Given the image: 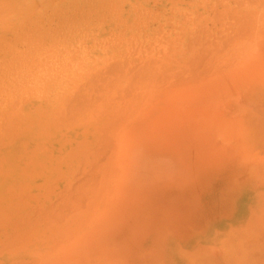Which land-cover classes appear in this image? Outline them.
<instances>
[{
  "label": "rangeland",
  "instance_id": "1",
  "mask_svg": "<svg viewBox=\"0 0 264 264\" xmlns=\"http://www.w3.org/2000/svg\"><path fill=\"white\" fill-rule=\"evenodd\" d=\"M4 1H5V4H4ZM239 1L240 0H72V1L71 0H9L6 3V0H3V2L1 3L2 7L0 6V8H2L0 9L1 10L0 17L2 19V20L0 19L1 21L0 22L1 24L0 25V97L3 94V96L0 98V122L2 124V122H4L5 120H9V124H10V119H12V123L13 122L15 123L14 119H16L17 117H14L15 115L14 116L12 115L16 114L17 112H19V115L22 114L23 117L22 115L21 117H19L18 115V118H21L20 121H22V122L17 121L19 124L22 125L21 127L18 128L20 129V132L17 133L18 135L15 132H13L15 125L18 123L16 124L11 123L13 126L10 124L12 127L11 128L9 127L10 129L6 128L7 130L5 132L3 131L5 130V128H2V125H0V129H1L0 134L5 133V135H7L8 132L12 129V132L15 133L13 135L21 137V134L24 133L26 137L28 138V140H30L32 137L33 140L30 141L29 152L31 153V155H34V157H37V156L41 157V155H43V153L45 152V150H42L43 146L45 149V144L43 143V141H45L44 140L45 135L41 134L40 136V132H41L40 130L42 129L43 132L44 131L46 132L47 126L46 127L44 126L46 122L44 120H47L46 123H48L49 125V122H50L49 120H51L52 118L49 111L51 110V103L53 102L54 98L62 97L65 95L70 96V94L71 96H73L74 94H78L79 90L77 89L79 88H80V92H79L80 94L82 92L81 90L88 89V86L83 85V84L86 83L85 80L89 82L88 80L89 77H90L89 78L90 83H88V85H91L89 87L93 86L92 82L101 81L100 79L102 77L104 78V76L106 77L105 80H108L110 76H111L110 80H112V78L116 80L117 72L121 71L120 69H122V71L125 70L123 69L124 68L123 66H121L123 68L120 67V65L122 64V61L126 59H128L126 61L133 59L132 62L133 64L135 63L134 64L135 66L140 65L141 67H144V68H141L139 66V68L137 69L138 71L135 70V72H132L134 71L135 68H133L134 67L133 64L130 65L131 61L129 62L124 61L126 70H127V67H128V70H130L132 66L133 67L129 71L130 72L129 76L126 75L128 74V70L127 72L125 70L126 74L122 71L120 72L125 75V76L122 75L123 77L120 76L121 75L120 73H118L119 74L118 79L125 78L127 80V78L130 79L131 77H134V76L140 77L143 71L145 72L142 75H144L143 77H145V73L148 71L147 68L151 70L152 68L150 65H152L153 68L156 69L157 67L158 70L155 71V69H152L154 71L152 72L151 70V74L153 76L149 74V78L151 80L153 79L155 80L158 74L161 75V72H162L161 77L164 78L165 80L163 79L162 81V78H160V76L157 77V80H159V78L160 80L159 81L155 80V82L154 80L151 81L148 78L144 80V82L147 84L145 85L142 84L141 87L137 90V93L140 92L139 101L142 102V104H141V108H139V110L137 111L140 114L139 123L135 126V128H133V134L134 135L137 134V136L134 139L133 134H132L134 141H132L130 158H132L133 163L132 165H130V168L126 174L127 177L125 176L126 178H123V176H121V169L118 166H115V163H112V165H114V166H111L113 169L111 167L108 168L110 173L108 170H105L107 173L103 172L104 174H102V172L97 171V168H96V172H98L99 175L101 173L103 176H105L104 179L102 175H100L101 178L98 176L100 178L99 180L100 183L99 181H97L98 183L97 184L98 187H96L97 190L95 191L92 189L93 192L85 191V190H88L86 188L88 186L86 185L90 184V183L86 184L87 183L86 182L85 183L86 189L84 188L85 189L84 190L82 188L83 192L85 191L83 193L80 190H82L81 185H84V183L80 184V188H77L78 187L77 183L80 182V181L79 182L77 181L80 180L81 178L83 181V174L81 173L83 172L85 173L86 169L88 172L89 171L88 169L90 167L87 168L82 165L83 167L81 169V165H80L79 166L80 168L77 167V169H81L82 171L81 172L76 169L74 165L75 162L73 161L72 158L71 160L70 158L65 159L61 163V166L59 167L53 165L47 168L44 165L45 160L43 159H41L40 161L37 160L39 163V165L37 164L38 166L34 165L31 162L33 161L31 157L29 159L30 162L29 160L22 161L24 162L23 165H19L17 164L18 161L11 162L9 160H2V157L0 155V162H1L0 164L1 165L0 194L4 192L2 195H0L2 196V199H3V201L1 202L2 204L0 203V207H1L0 208V221L2 222V224L0 223V227H4V224L5 225L7 223L9 224V222L11 221H12L11 222L12 224H13V221H16V223L14 222V225L11 228L8 226H5L6 228L1 229L3 230L2 232L4 231L6 232L5 234L0 232V234L2 233V236L0 235V244L5 243L3 242L4 240H2L3 237L4 238L6 237L8 239V236L12 235L13 232H15L16 234L19 233L18 235L21 234L20 238L18 237L19 240H17V242H19L20 239L23 238L24 236L22 235V232L26 234V231L24 232L26 228H28V231L30 229L33 230V232L31 230L29 234L27 233L28 236L26 237L27 235L26 234L24 236L25 239L23 238V241H21L20 244L18 245L15 242V239L13 240V237L15 238V235L13 234L11 239L14 242L11 241V243L14 246L11 245L12 247H10V245L7 244L6 242L5 244L8 246V248L5 247V245H3L7 249H3L2 253H1V250H2L1 248L3 247L2 245H0L1 246L0 264H29L32 262L34 264H43L45 263L44 259L46 258L51 261H55V262L56 261L63 262V259H65L67 263V261L69 262L70 259H72V257L79 258L80 259L79 264H118V263H112V262L109 263L108 261L105 260L106 257H103V255H105L104 254L105 250H103V248L95 249L92 247V245L87 247L88 237L93 238V234L97 232L99 229L102 232H106L107 237H110L111 239H113L112 241L120 240V239H123V240H121L119 243H123L126 240L137 241L138 246H137L136 251L138 253V259H137L138 264H169L175 260L180 261L181 264H184V261L185 263L188 262V260H189V264H198V261H196L197 259L199 260L201 259L199 261L201 262V264H202V260L203 262L204 261L206 262L204 264H221V263L226 264L227 260L231 259L230 257H233L232 254H234L235 256V253L237 255L238 251L236 252V249H237L236 248L235 253H231L232 256L228 255V257L229 256L230 257L226 260V262H224L225 261V258H223L224 253L228 254L225 251H228L231 249L233 250V247H234L233 245L236 246V243L241 244L243 242L240 239L242 238V235L243 237H245V239L247 238V236L254 238V236L251 235L252 233L254 234V228H256L252 226L253 224L259 225V226L256 225L258 228L261 226L259 230H262L264 233V228H263L264 226V208H263L264 203H261V204L257 203L256 205V203L250 202L249 199L246 197L247 190L256 188V187L249 185V180L247 178L248 176H250L248 172L249 170L248 168H246V166L242 162L231 159L232 151L227 145V142H225V140H223L221 137V133H223L224 130L227 131L228 129L227 119L223 118V115L221 118L220 116L221 114L217 118L213 115V112H211L212 114H208L207 116L204 115L203 118H201V116L199 115L201 114L199 112L201 107L193 105L189 100L186 99V95L192 94L191 90L194 87L193 85L188 86L189 83H193V81H189V78H187L188 73H190L189 69L191 67L190 66L191 62H188V60L193 59V58L190 59V57L194 56L195 53H197V51L198 53L200 52L199 51L200 47L202 48V45H204L202 44L201 39L204 38L203 40L204 42H207V41L209 42V40L213 38L212 36L213 33L215 35L218 33L217 35L220 36L219 32L221 33L222 32L221 30L225 29V25L227 27L224 32L230 31L228 30L229 27H232L235 20L236 19L238 20V17L240 19L244 14L252 13L254 10H256L254 12L255 14L263 16L264 18V0H261L262 3L260 2L261 3L260 5L258 2L260 0L258 1L251 0L253 4L251 2H248V0H245V1L243 0L244 2L242 3H241L242 0L240 2ZM238 3L243 4V5L241 6ZM6 4H8L7 7L4 6ZM18 6L19 8H16ZM238 6L240 7L238 8ZM3 9L4 11H2ZM6 10H7V14H6ZM11 12H14L15 14L12 15ZM171 12L173 13L171 14ZM217 13L218 14L220 13V15L223 14L224 16H226V18L223 15L220 18L217 17L216 16ZM213 14H216L215 17L217 18V20L215 21H218V22L213 21L214 23L211 24L212 23L211 16ZM232 14H234L237 17H233L234 15L232 16ZM230 16L231 18L229 20ZM215 17L213 18L215 19ZM232 17L236 19L234 20L232 19ZM227 20L230 21L229 22L230 24L229 23L227 24L225 22ZM219 21L222 23V25L220 24ZM133 22L136 24L134 25ZM3 23L4 24L6 23V24L3 25ZM19 23H22V24H19ZM218 25L219 27H217ZM212 26L213 27L215 26L218 30H215L216 29L215 27L214 29H212L213 28ZM178 27L181 29H178ZM182 27H183V30H182ZM187 27L189 29H187ZM191 27L192 29H190ZM198 27H200L199 28L200 30L201 29H211L210 30L211 32L213 30L214 31L213 33H211L209 30H205V31H208V33L210 32L209 37L204 35L205 33L208 34L207 32L203 33V37H202V32L204 31L201 30L202 31L201 32L199 29H198L199 31L197 32L195 31ZM171 31H173L174 34H176V32L178 34L173 35ZM198 32L200 34V38H199V35H197ZM43 34L45 35L44 37H43ZM162 35H164L165 37L164 41H162L163 40ZM181 35H183V37ZM152 36H154V38ZM178 36L182 37L181 40L179 37L180 42L178 41ZM188 36H191L194 39L193 38L191 39V37H188ZM156 37H159V38L156 39ZM187 37L189 39H187ZM206 37L208 40L206 39ZM174 38H177V39H174ZM159 39L160 41H157ZM169 39H171L172 42L175 40L174 42L175 44L173 43V45H172V42L170 41L171 48L169 47L170 45ZM190 39L195 42L197 41V39L199 40L195 44H193V42L191 43ZM148 41H149V44L147 46ZM151 42L153 43V45L152 44L150 45ZM176 42L179 44H176ZM167 43H168V46H167ZM154 44L155 45L159 44L158 46H156V49H158V52L157 50L155 51ZM175 45H178L179 47L176 46V48L174 49L173 47ZM186 45L190 46L188 47L189 50L188 48H186L187 47ZM135 46L137 47V50H136V53L133 54V52H135L134 50L136 49ZM28 47L30 49H28ZM146 47H149L150 51L147 50ZM160 47H162L164 50L161 49L162 51H160L159 49ZM165 47H167V49ZM191 47H192V50H191ZM204 47L205 45L203 46V49H205ZM169 48L171 51L169 50ZM129 49L130 50L132 49V51H127ZM143 50L145 51L143 52ZM146 50L148 51L149 54L147 53ZM167 50H168L167 55H169V57H171L170 55H172L171 53H173L172 55L173 58H176L174 59L175 62L173 61L172 58H170L169 62L167 64H164L165 61L167 62L168 56L165 58ZM163 51H165V53ZM175 51H178V52H175ZM162 52L164 54L160 56ZM182 52H184V55ZM145 53H147L148 55L154 54V56L152 55L153 57L152 56L151 57L153 59L155 57V59L153 60L150 57H146L148 55ZM174 53H176V55ZM123 55L126 56V58ZM127 55H129L130 57L128 58ZM141 55H145V57ZM136 56L138 57L141 56L140 58L142 59V61H145L144 62L145 66H143L144 64H142L143 62H141V59H139L140 61L138 60L139 65L138 64L136 65L137 63L135 59ZM41 58L42 60H40ZM177 58L178 59L182 58V59L177 62L176 61ZM145 59L148 62H146ZM149 59L153 60V62L151 61L153 64L149 63ZM106 60L108 62L109 61L112 62L114 60L112 62L113 64L109 62V65L111 64V66L112 65L113 66L110 67ZM116 60L120 61V63L118 62L116 63V65H114V62H117ZM12 61L14 62L12 63ZM186 61L188 62V64L186 63ZM182 62L184 65L182 66L179 65V64H182ZM106 63H107V67L109 66L111 69L115 66L114 70H117L116 66L117 64L119 65V69L117 72L115 71L116 72L115 75H112L113 72L110 69L109 70L111 72H109V70H107L108 71L107 72L105 71V69H103V68H106ZM126 63H128L129 65ZM147 63L148 65H146ZM104 64H105V67H104ZM161 64L163 67L162 69H164L163 70L164 72L160 68ZM168 64L169 66L171 65L170 66L171 68L167 67L168 68L167 69L166 66H168ZM154 65L156 67H154ZM185 65H189L187 66L189 69H186ZM34 66L35 68H33ZM98 66L100 67L98 68ZM101 66L103 67L102 68L103 70H101V73L99 71V73L101 75L102 72L104 71L103 72L104 75L103 74L101 75L102 77L100 75H97L99 73L96 72L97 73L96 74L94 72L95 70L96 71L100 70ZM129 66L131 67L129 68ZM181 67L182 68L184 67V69H186L187 72L185 70H184L185 72L182 71ZM175 68H177L178 72L179 71L182 72V73L181 72L179 73L182 74L183 76L181 75L179 77L180 78L184 77L183 80L182 78L178 79L179 77L177 76L180 75L178 72H176V75L177 73L178 75L175 76V71L177 70L174 71V76L176 79L173 78L172 70ZM91 69L93 72L91 71ZM140 69L141 70L143 69L142 72H140ZM159 70L161 72H158ZM169 70L171 71V73L168 72ZM131 72L133 74H136L138 72L139 75L138 76L137 74L132 75ZM86 73L89 77H86ZM92 73H95V75L98 77L100 76V79L97 78L98 80L96 79L95 81H93V79H95L96 77L92 79L93 77ZM105 73L107 74L105 75ZM109 73H111L110 76L108 75ZM148 73L150 72L148 71ZM148 73H146L147 76H148ZM89 74L90 75L92 74V77ZM167 74H169L172 77L168 75L166 78L165 75ZM107 75L109 76V78ZM163 75L165 77H163ZM168 77L170 78L168 79ZM103 78L102 80H104ZM131 79L130 81L129 80L127 81L130 83ZM83 80H84V83L81 82ZM30 81L32 83H30ZM160 82H162L164 86H162L163 84ZM78 83H79V86H78ZM76 84L78 88L74 87V85L76 86ZM20 85L22 86L20 87ZM80 86L82 87V89ZM74 88L75 89L77 88V89L74 90ZM163 92L166 93V96H162ZM33 93H36V94H33ZM28 97L29 98L31 97V98L29 99ZM73 97H76L75 98V101H76L77 95ZM163 97L167 101L166 100L164 101L162 99ZM22 98H25L24 100L26 101H24ZM13 100H18L19 102L17 106H16L17 102H14L15 108L11 107L13 105L12 104ZM22 100L24 101V103ZM179 100L181 101L180 108H182V110H181V115L176 116L175 110L179 111V108H176V106H179V105L176 103H178ZM21 102L23 104H21ZM9 108L12 109V111L10 109L11 115L9 114L10 116H12L11 118L10 116H7L8 115L7 112H9ZM42 111L44 114L41 113ZM165 113L167 114V116ZM39 114L40 115L42 114L43 116H40ZM4 115H6L5 117L7 119L4 118ZM24 118H26V120H23ZM183 120L186 125L184 124ZM224 122L226 123L225 128H223V126L225 125ZM25 125H27L28 127H25ZM22 127L23 129L28 128V130L30 131H28L27 129L23 130ZM21 130H22V133H21ZM35 146L37 147L34 148ZM37 148L39 149L37 150ZM34 149H36V151ZM92 160L94 161L95 159H92ZM98 160H96L95 163H98L97 162ZM100 161L101 160H99V162ZM40 163H42V165ZM230 163L233 165V167L232 165H230ZM68 164L71 168L66 166ZM35 166L37 167V169ZM94 166L96 165H92V167ZM53 167L54 168L58 167V168H56L55 170ZM30 168L32 170L30 171L31 174L29 175ZM52 168L54 169V171ZM22 169H23V173L21 171ZM100 170L102 169L100 168ZM38 171H40V173ZM59 171L60 172L62 171L61 174L64 176V179H61L60 181L59 179L61 176L59 175L61 174L60 173L57 174V172ZM4 172H6V174ZM70 172L71 173L80 172V175H78V173L77 175L76 174L74 175V173L71 175ZM90 172H92L91 169L87 174L85 173L87 175V178L89 179L92 176V175L90 176L89 174ZM21 173L22 175H20ZM88 174L90 177L88 176ZM23 175L25 176V179H23L24 178ZM35 175H38V176L35 177ZM57 175L59 176V179ZM69 175L71 176V178L73 176H75V178L70 179ZM95 175L97 177L96 173ZM95 175H93L94 178H95ZM29 176L31 180H29ZM65 176L68 178L67 181H66ZM251 176L255 178L256 174L252 173ZM53 178L55 179L57 178L56 183L53 180ZM75 179L77 181H75ZM27 180L30 182H27ZM85 180L86 178L84 179L83 182H85ZM94 180H97V178ZM72 181H74L75 183H73ZM92 181H93V177H92ZM67 182L68 184H65ZM26 183L29 184L28 187H31V188H28ZM47 183L48 185L52 183V187L54 186L52 189L53 193L49 191L48 189L49 186L47 188L44 186ZM71 183H73V185ZM123 183H124V186H123ZM22 184L23 186L25 184L26 185L24 187H21ZM37 184L39 187L37 186ZM75 184L77 185V187ZM71 185L72 186L75 185V187L77 188L75 192H73L74 190L69 191V186ZM103 185H105V187ZM72 186L70 188H72ZM89 186H90L89 190L92 187H94V185L92 187L91 185ZM101 186L104 187V192H105L103 195V198L102 196H100L103 194V191L99 192V189ZM18 187H21L22 190L23 188H26V187L27 189L26 191H21V189H19ZM43 187L47 189V191H49L48 193L51 192V195L50 194L46 195V197L48 196L50 198L51 203L58 201V200H55L56 197L57 198L62 197L63 200H65V198H67L65 197L66 193L68 196L69 194H71L70 195L71 197H72V194L76 195L78 193L77 195L81 196V197L79 196L81 201L79 197L77 198V200L79 199L81 203L77 202V200H76L77 202L76 203L74 202L75 200H73L74 204L76 203L75 205L77 208L81 204H82V207H83V204L84 206L86 205V207L88 205V208L84 207V210H83L82 207L80 206L81 207L80 210L78 208L77 212L74 210L75 212L71 213L73 211L72 209L75 206L72 205L73 203L71 201H69V203H72V204L70 205L68 204L64 206L65 211H66V208H68L67 206L69 207L73 206L72 209L69 210L70 213L68 212L69 213L68 218L67 219L65 218V216L67 215L66 214L67 211L65 213L63 209L57 210L59 212L58 213L59 217L57 215L59 221L60 219H63L65 221H60V222L54 221V219L56 218V216H54L55 215L54 213L53 217L55 218L54 219L52 217L50 218L51 219L50 221L51 224H50V222L46 221L49 216L47 213L49 211V208H48V205L50 203L49 198H47V200L46 199L43 200V197L45 198V196L42 197L40 194L39 195L37 194V192L38 193L43 192V195H44V192L47 193L46 190L43 191ZM5 188L7 189L6 191H9V190L15 191L13 193V196L12 195L10 196L11 198L9 197V195L12 194L11 192H9L10 193L9 194L8 192L6 193L5 191H2ZM102 189L103 188H101V190ZM20 191L23 193L26 192L28 193V195L30 193L31 195L34 194L33 196H35V198L38 196L39 198H37V200H33L31 198L29 199L28 197L27 198L29 200L25 198V201L27 202V204L26 202L23 203L24 202V198H23L22 200L23 205H22L20 202H17V200L19 197H21L20 195H22L23 197V194L21 193L20 195H18L19 197L17 199H16L17 196H14V194L16 195V193L18 192L20 193ZM77 191H80V192H77ZM85 193L86 194L97 193L95 195L96 198H97L98 193H101V194L99 195L100 197L98 196L99 199L98 198L95 199L94 195L91 196L92 194L91 195L88 194L87 196H91V197H88V200H87L84 198L85 197L84 196L83 200L84 201L86 200L84 202L82 200V196L85 195ZM77 195L75 197H77ZM3 197H6V199H4ZM8 197L10 198V201L9 199H7ZM89 198H91L92 201H94V199L98 201L97 202L95 201V203L93 204V202ZM21 199L22 198H20V200ZM52 199L55 201L52 202ZM63 200L59 204L61 205L62 203L67 204L63 202ZM88 201L93 205L87 204L89 203ZM3 202L7 203L5 204V206H9L12 202L13 204L14 202H16L15 203L16 206L15 205L9 206V209L7 207L4 209L3 208L4 206H1V205H4ZM59 204L58 205L56 204L57 208L56 206H54L55 207L54 208L50 205V208L52 207L50 209V212H52L50 213V215L53 214V210L60 209L61 206ZM40 205H41V209L39 208ZM89 205L93 208L91 209ZM249 205L250 206L256 205V207L254 206L255 209L253 210V206L251 208ZM18 206H20L21 209H22V206H24L22 209L23 211L21 210L19 211V212H22L23 216H20V217L18 216L19 214L21 215V213L17 212V209L19 208ZM46 206L48 210L46 208V209H43L42 211V208H45ZM14 207H17V209L14 210ZM36 208L38 211H36ZM27 209H29L28 214H27ZM88 209L92 210V211H89L90 215H88V212H87ZM44 210L46 211V214L48 215L47 219L44 218L46 220H43L42 218V217H45L44 213H42L44 214L43 216L41 213H40L41 215H39V213L38 214L32 213V212L37 213L40 211L45 212ZM10 211L14 212V215ZM85 211L87 214L85 213ZM62 212L66 215L65 216L62 215L63 214ZM7 213L8 214L10 213V215H7ZM17 213L19 214L17 215ZM32 214L35 216L36 220H34V217ZM74 214L76 216L75 218H73ZM26 215L27 216L29 215L27 217V219H29V221H27L28 224L26 225V222H25V225L22 228L21 226L18 227L16 225L17 223L21 224L23 221L27 220L25 219ZM31 215L32 217L30 219ZM86 215L88 216L86 217ZM38 216H42V217L38 218ZM61 216H64V218ZM252 216L253 217L255 216L254 217L255 220L254 218L252 219ZM4 217L5 218L7 217L6 219L8 220V222L3 219ZM17 217L21 218L22 220L24 218L25 220L21 222L20 219L18 220ZM15 218L17 220H15ZM1 219L5 221L4 224ZM39 219L42 222L39 221ZM52 219H53V222H52ZM43 221H45L47 224H50V225H47L45 229H42L43 224H44ZM254 221H257V223ZM56 222H58L59 224H57ZM78 222L80 225H77ZM11 223L9 224V226L11 225ZM14 226H16L17 228H13ZM50 226L51 228H49ZM72 227L73 229L77 228L75 229L74 233H72L73 232ZM12 229L13 230L16 229V230L13 231ZM259 230L258 229L256 230L255 239L258 238V236H260L259 234L262 232ZM60 231L64 233L59 234ZM66 231L68 232L66 233ZM69 231H71V233ZM34 232L35 234L33 235ZM210 232L212 233V235H210L211 234ZM89 233H91V235H89ZM263 233H261V235ZM61 234H64L62 235V238L60 239L57 238L61 236ZM67 234H70V236ZM244 234H246V236H244ZM256 234H258L257 237H256ZM228 235H230L231 237ZM63 237H65L64 240H63ZM249 237H248L249 240L247 239L248 241L252 239ZM54 238H57V240L53 241ZM9 239L5 241H8L10 243ZM245 239L243 238L244 241ZM58 240L60 241L58 242ZM46 243L48 245H45ZM239 244L238 246H240ZM193 248H196V249L193 250ZM240 248L241 250H244L242 244ZM111 251L114 252V253H111L112 255L111 260H113L114 258L124 259L123 253L126 250L123 249L122 246H118V249L116 250L112 249ZM200 251H202V253H200ZM185 252L187 253L185 254ZM216 255L220 258L216 259L217 258ZM262 255L257 253V256H259V258H261ZM185 256H187L188 259ZM221 257L224 260H222ZM94 258L96 260L93 262ZM100 258H102L103 260H101ZM248 259L252 260V258H248ZM235 260L237 261L238 259L236 258L233 259L235 264H237L240 261L239 259L238 262L236 263ZM262 260L261 261L259 260V261L264 263V261ZM244 261L242 260V262L246 264L247 261L245 262ZM229 262L231 264L232 260L231 261L229 260L227 264H229ZM238 264H240V262Z\"/></svg>",
  "mask_w": 264,
  "mask_h": 264
},
{
  "label": "bare ground",
  "instance_id": "2",
  "mask_svg": "<svg viewBox=\"0 0 264 264\" xmlns=\"http://www.w3.org/2000/svg\"><path fill=\"white\" fill-rule=\"evenodd\" d=\"M1 1V0H0ZM7 1H9V0H6V3H7ZM72 1V0H71ZM241 1V0H240ZM239 1V2H240ZM245 1V0H244ZM243 0L241 1V3L242 2H244ZM253 1V0H252ZM251 0L249 1L248 0V2H251L252 4H253V2H252ZM258 1V0H257ZM3 2V0L0 2V6L2 7V5H1V3ZM14 2V1H13ZM37 2V1H36ZM180 2V1H179ZM256 2V1H255ZM259 2V5L262 3V1L260 0V1H258ZM261 2V3H260ZM69 3V2H68ZM257 3V2H256ZM255 3V4H256ZM4 4H5V1H4ZM73 4V3H72ZM128 4V3H127ZM221 4V3H220ZM237 4V3H236ZM238 4H240V3H238ZM249 4V3H248ZM19 5V4H18ZM76 5V4H75ZM112 5V4H111ZM241 6L243 5V4H240ZM251 5V4H250ZM263 5V4H262ZM5 7H7L8 6V4H6V5H4ZM3 6V7H4ZM81 6V5H80ZM249 6V5H248ZM240 6H238V8H239ZM16 8H19V6L18 7H16ZM100 8V7H99ZM236 8V7H235ZM0 9H2V8H0ZM6 9V8H5ZM128 9V8H127ZM214 9V8H213ZM226 9V8H225ZM234 9V8H233ZM255 9V8H254ZM253 9V10H254ZM17 10V9H16ZM223 10V9H222ZM1 11V10H0ZM2 11H4V9L2 10ZM10 11V10H9ZM148 11V10H147ZM217 11V10H216ZM256 10H254L252 13H249V14H244L240 19H239V17H238V20L236 19H234L233 17H237V16H235L234 14H232V19H234L235 20V22L233 23V25H232V27H229V29L228 30H230V31H227V32H224L225 31V29H226V25H225V29H222L221 31V33L219 32V34H220V36H218L217 34L215 35L214 33H213V31L211 32L210 30L211 29H201L202 31H204V32H202L199 28L201 27H198L195 31L197 32V31H201L202 32V37H203V33H205V32H207L208 33V31H205V30H209L211 33H213L214 35H215V37H214V35L212 34V36H213V38L211 39V40H209V42L207 41L208 39H207V37H209V33L208 34H204V35H206L207 37H206V41L207 42H204L203 40H204V38H202L201 39V42H202V44H204L205 45V49H203V46L204 45H202V48L200 47V49H199V53H198V51H197V53H195V55L194 56H192V57H190V59L191 58H193V59H191V60H188V62H191V67H190V69L187 67V66H189V65H185V67H186V69H189L190 70V73H188V77L187 78H189V81H193V83H189L188 84V86L189 85H193L194 87L192 88V90H191V92H192V94H188V95H186V99L187 100H189L193 105H195V106H200L201 107V109L199 110V112L201 113V114H203V115H201V114H199L200 116H201V118H203V116L204 115H208V114H212L211 112H213V115L215 116V117H219V115L221 116V118H222V115H223V118H225V119H227V121H228V124H227V127H228V129H227V131H225L224 130V132L223 133H221V137H222V139L223 140H225V142H227V145L229 146V148L231 149V154H232V156H231V159H233V160H237V161H240V162H242L245 166H246V168H248V172H249V175L250 176H248L247 178H248V180H249V185H251V186H253V187H256V188H254V189H249V190H247V198L249 199V201L250 202H252V203H256V205H257V203H264V18H263V16H260V15H257V14H255L254 12H255ZM40 12V11H39ZM85 12V11H84ZM247 12V11H246ZM5 13V12H4ZM4 13H2V14H4ZM12 13V15L13 14H15L14 12H11ZM10 13V14H11ZM21 13V12H20ZM32 13V12H31ZM75 13V12H74ZM148 13V12H147ZM173 12H171V14H172ZM223 13V12H222ZM232 13H233V11H232ZM257 13H258V11H257ZM6 14H7V10H6ZM28 14V13H27ZM30 14V13H29ZM72 14H73V12H72ZM77 14V13H76ZM149 14V13H148ZM224 14V13H223ZM222 14V15H223ZM8 15H9V13H8ZM7 15V16H8ZM93 15V14H92ZM215 15L216 14H213L211 17H212V23L211 24H213L214 22H218V21H215V20H217V18L215 17ZM220 13L218 14L217 13V17H221L222 15H220ZM3 16V15H2ZM150 16V15H149ZM201 16V15H200ZM224 16V15H223ZM142 17V16H141ZM148 17V16H147ZM146 17V18H147ZM152 17V16H151ZM213 17H215V19L213 18ZM225 18H226V16H224ZM223 17V18H224ZM3 18H5V17H3ZM13 18H14V16H13ZM145 18V19H146ZM156 18H158V17H156ZM189 18V17H188ZM195 18V17H194ZM230 18H231V16L229 17V20H230ZM0 19H1V17H0ZM11 19V18H10ZM10 19H9V21H10ZM83 19V18H82ZM142 19V18H141ZM207 19V18H206ZM210 19V18H209ZM214 19V20H213ZM2 20V19H1ZM37 20V19H36ZM44 20V19H43ZM70 20H71V18H70ZM125 20V19H124ZM136 20V19H135ZM211 20H209V21H211ZM8 21V20H7ZM26 21H28V20H26ZM32 21H33V19H32ZM38 21V20H37ZM119 21H120V19H119ZM121 21H122V19H121ZM146 21V20H145ZM194 21V20H193ZM207 21V20H206ZM205 21V22H206ZM214 21V22H213ZM1 22V21H0ZM6 22V21H5ZM13 22V21H12ZM36 22V21H35ZM135 22V21H134ZM133 22V23H134ZM220 22V21H219ZM227 24L230 22V21H225ZM7 23V22H6ZM5 23V24H6ZM183 23V22H182ZM190 23V22H189ZM226 23H224V24H226ZM231 23V24H232ZM4 23H3V25H5ZM8 24V23H7ZM19 24H22V23H19ZM44 24V23H43ZM123 24V23H122ZM125 24V23H124ZM136 23H134V25H135ZM142 24V23H141ZM210 24V25H211ZM219 24V23H218ZM220 24L222 25V23L220 22ZM219 24V25H220ZM230 24V23H229ZM1 25V24H0ZM87 25V24H86ZM127 25V24H126ZM138 25V24H137ZM161 25V24H160ZM209 25V26H210ZM219 25L217 26V27H219ZM220 25V26H221ZM94 26V25H93ZM129 26V25H128ZM206 26V25H205ZM57 27V26H56ZM87 27V26H86ZM137 27V26H136ZM144 27V26H143ZM213 27V26H212ZM215 27V26H214ZM214 27L212 28V29H214ZM3 28V27H2ZM185 28V27H184ZM203 28V27H202ZM209 28V27H208ZM211 28V27H210ZM216 28V27H215ZM6 29V28H5ZM23 29V28H22ZM39 29V28H38ZM178 29H181V28H179L178 27ZM186 29V28H185ZM187 29H189L188 27H187ZM190 29H192V27L190 28ZM195 29V28H194ZM199 29V30H198ZM221 29V28H220ZM29 30V29H28ZM28 30H27V32H28ZM42 30V29H41ZM168 30V29H167ZM182 30H183V27H182ZM215 30H218L217 28L215 29ZM26 31V30H25ZM138 31V30H137ZM169 31V30H168ZM191 31V30H190ZM18 32V31H17ZM61 32V31H60ZM172 32V34L173 35H176V34H178L177 32H176V34H174V32L173 31H171ZM181 32V31H180ZM182 32H184V31H182ZM193 32V31H192ZM218 32V31H217ZM23 33V32H22ZM39 33V32H38ZM188 33H189V31H188ZM46 34V33H45ZM113 34V33H112ZM144 34V33H143ZM182 34V33H181ZM194 34V33H193ZM24 35V34H23ZM96 35V34H95ZM116 35V34H115ZM197 35H199V38H200V34H199V32H198V34ZM211 35V34H210ZM22 36V35H21ZM33 36V35H32ZM45 35L43 34V37H44ZM163 36V40L162 41H164V35H162ZM161 36V37H162ZM182 37H183V35H181ZM195 36V35H194ZM25 37V36H24ZM36 37V36H35ZM41 37V36H40ZM61 37V36H60ZM65 37V36H64ZM67 37V36H66ZM131 37V36H130ZM135 37V36H134ZM133 37V38H134ZM153 38H154V36H152ZM179 37L180 36H178V41H179ZM182 37H180V40H181V38ZM188 37H191V36H188ZM187 37V39H189ZM198 37V36H197ZM197 37H195V38H197ZM205 37V36H204ZM52 38V37H51ZM114 38V37H113ZM136 38V37H135ZM157 38H159V37H156V39ZM170 38V37H169ZM171 38H173V37H171ZM193 37H191V39H192ZM63 39H65V38H63ZM149 39V38H148ZM174 39H177V38H174ZM190 39V40H191ZM194 39V38H193ZM121 40H122V38H121ZM167 40H168V38H167ZM166 40V41H167ZM199 39H197V41H198ZM45 41V40H44ZM54 41V40H53ZM113 41V40H112ZM111 41V42H112ZM139 41V40H138ZM157 41H160V39L159 40H157ZM172 42V40L171 39H169V42ZM189 41V40H188ZM196 41V42H197ZM30 42H31V40H30ZM118 42H120V41H118ZM133 42V41H132ZM171 42H170V45H169V47L171 48ZM175 42V40L172 42V45H173V43ZM180 42V41H179ZM193 42V44H195L196 42L195 41H192L191 40V43ZM204 42V43H203ZM40 43V42H39ZM139 43V42H138ZM143 43V42H142ZM163 43V42H162ZM188 43V42H187ZM187 43H185V44H187ZM62 44V43H61ZM104 44H106V43H104ZM133 44V43H132ZM148 44H149V41H148V43H147V46H148ZM153 45V43L151 42L150 43V45ZM175 44V43H174ZM176 44H179V43H177L176 42ZM190 44V43H189ZM6 45V44H5ZM41 45H43V44H41ZM59 45V44H58ZM95 45V44H94ZM97 45V44H96ZM159 45V44H158ZM158 45H155L154 44V46H155V51L157 50V52H158V49H156V46H158ZM184 45V44H183ZM196 45H198V44H196ZM60 46V45H59ZM131 46H133V45H131ZM137 46V45H136ZM135 46V47H136ZM161 46V45H160ZM167 46H168V43H167ZM176 46H178V45H175L173 48L175 49L176 48ZM187 47L186 48H188V47H190L189 45H186ZM195 46V45H194ZM199 46H200V44H199ZM7 47H9V46H7ZM46 47V46H45ZM142 47V46H141ZM141 47H140V49H141ZM145 47V46H144ZM150 47V46H149ZM149 47H146L147 48V50H149L150 48ZM163 47V46H162ZM162 47H160L159 49H160V51H162V50H164ZM179 47V46H178ZM196 47V46H195ZM14 48V47H13ZM89 48V47H88ZM130 48V47H129ZM166 49H167V47H165ZM170 48H169V50H170ZM3 49H5V48H3ZM19 49V48H18ZM28 49H30L29 47H28ZM162 49V50H161ZM197 49V48H196ZM13 50V49H12ZM39 50V49H38ZM125 50V49H124ZM136 50H137V47H136V49L134 50L135 52H133V54L134 53H136ZM146 50V51H147ZM182 50V49H181ZM187 50V49H186ZM188 50H189V48H188ZM191 50H192V47H191ZM198 50V49H197ZM23 51V50H22ZM31 51H32V49H31ZM48 51V50H47ZM127 51H132V49L130 50H127ZM145 50H143V52H144ZM150 51V50H149ZM151 51H152V49H151ZM166 51V50H165ZM165 51H163L164 53H165ZM171 51V50H170ZM184 51H185V49H184ZM10 52V51H9ZM29 52V51H28ZM27 52V53H28ZM45 52V51H44ZM140 52V51H139ZM162 52V54L160 55V56H162L164 53ZM175 52H178V51H175ZM11 53V52H10ZM9 53V54H10ZM26 53V54H27ZM31 53V52H30ZM129 53H131V52H129ZM147 53H148V51H147ZM147 53H145V54H147ZM180 53V52H179ZM183 53V55H184V52H182ZM7 54V53H6ZM34 54V53H33ZM70 54V53H69ZM124 54H126V53H124ZM133 54H131V55H133ZM142 54H144V53H142ZM149 54V53H148ZM147 54V55H148ZM168 54V50H167V52H166V56H165V58L168 56L169 57V55H167ZM172 55H173V53H171ZM175 55H176V53H174ZM181 54V53H180ZM13 55V54H12ZM130 55V54H129ZM129 55H127V57L129 58L130 56ZM139 55V54H138ZM154 56V54H151V55H148V56H146V57H150L151 59H153L152 57ZM156 55V54H155ZM172 55H170L171 57H167V62L165 61V63L164 64H167L168 62H169V59L170 58H172L173 59V61L175 62V60L174 59H176V58H173V56ZM75 56V55H74ZM124 56V55H123ZM141 56H144L145 57V55H141ZM140 56V57H141ZM152 56V57H151ZM159 56V57H160ZM44 57V56H43ZM116 57V56H115ZM125 58H126V56H124ZM140 57H138V56H136L135 57V59H136V61H137V63H136V65L138 64L139 65V59H141ZM156 57H158V56H156ZM74 58V57H73ZM58 59V58H57ZM131 59V58H130ZM144 59V58H143ZM154 59H155V57H154ZM153 59V60H154ZM159 59V58H158ZM182 59V58H181ZM181 59H178L177 58V62L179 61V60H181ZM4 60V59H3ZM2 60V61H3ZM10 60V59H9ZM33 60H35V59H33ZM40 60H42V58L40 59ZM108 60V59H107ZM106 60V61H107ZM119 60V59H118ZM118 60H116L117 62H114V65H116V63H120V61H118ZM126 60H128V59H126ZM126 60H124L125 62H129V61H131V63H130V65L131 64H133V62H132V60H129V61H126ZM139 60V61H138ZM146 60V59H145ZM147 60H148V58H147ZM146 60V62H148ZM153 60H150L149 59V63H152L153 62ZM157 60V59H156ZM164 60V59H163ZM166 60V59H165ZM6 61H7V59H6ZM48 61H49V59H48ZM105 61V60H104ZM114 61V60H113ZM112 61V62H113ZM124 61H122V64H124ZM152 61V62H151ZM173 61H171V62H173ZM14 61H12V63H13ZM30 62V61H29ZM36 62H38V61H36ZM40 62V61H39ZM108 62V61H107ZM111 64H113L111 61H109ZM109 62H108V65H109ZM141 62H143L142 64H144V62L145 61H142V59H141ZM185 62V61H184ZM188 62L186 61V63L188 64ZM18 63V62H17ZM47 63V62H46ZM60 63V62H59ZM185 63V64H186ZM37 64V63H36ZM42 64V63H41ZM40 64V65H41ZM69 64V63H68ZM111 64L109 65L110 67H112L111 66ZM120 65V67L121 66H123V67H121V68H123V69H125L126 70V67H125V64L124 65ZM126 64H128V63H126ZM135 64V63H134ZM133 64V68H135L134 69V71H132V72H135V70L136 71H138L137 69L139 68V66H135ZM153 64V63H152ZM173 64V63H172ZM175 64V63H174ZM33 65V64H32ZM39 65V64H38ZM55 65V64H54ZM129 65V64H128ZM146 65H148V63L146 64ZM176 65H177V63H176ZM179 65H184L183 64V62H182V64H179ZM178 65V66H179ZM28 66V65H27ZM36 66V65H35ZM35 66L33 67V68H35ZM59 66V65H58ZM108 66V67H109ZM143 66H145V64L143 65ZM151 66V68L152 69H155V68H153V66L152 65H150ZM171 66V65H170ZM169 66V64H168V66H166V68L167 67H169V68H171ZM49 67V66H48ZM100 66H98V68H99ZM104 67H105V64H104ZM107 67V63H106V68H103L102 66H101V68H100V70H98V68H97V70L98 71H94L95 73L97 72V73H99V71H100V73H101V70H103V69H105V71H107V70H111L113 73H112V75H115L116 74V72L118 71V69H119V65L117 64V66H116V69L117 70H114L115 68V66L111 69L110 67L108 68ZM131 66H129V68H130ZM131 67V68H132ZM137 67V68H136ZM141 67V66H140ZM147 67H149V66H147ZM154 67H156L155 65H154ZM159 67V66H158ZM10 68V67H9ZM58 68V67H57ZM103 68V69H102ZM131 68H130V70H131ZM141 68H144V67H141ZM160 68H161V70L163 71L164 69H162L163 67H162V64H161V66H160ZM165 68V69H166ZM178 68V67H177ZM177 68H175V69H173L172 71V73H173V78H175V76H177L178 75V73L179 72H181V71H179L178 72V70H177ZM18 69V68H17ZM55 69V68H54ZM146 69V68H145ZM144 69V70H145ZM148 69V71L150 72V73H148V71L146 72V73H148V76L146 75V73H145V77H143L144 75H142L145 71H143L142 72V70L140 69V72H142V76L140 75V77H136V76H134V77H131L130 79H131V82L129 83L127 80H129L130 81V79H128L127 78V80L125 79V78H119L118 79V76H119V74L118 73H120L121 71H122V69H120L121 71H118L117 72V78H116V80H114L113 78H112V80H110L111 79V76H110V74L111 73H109L108 75L110 76V78H109V76H108V80H105L106 79V77L104 76V78L101 76L102 74L104 75V71L102 72V74L100 75V73L99 74H97V75H100L104 80H102V78L100 79V76L98 77V76H96L95 75V73H92L93 74V77H92V74L90 75L91 77H92V79L93 78H95V79H93V81H95L97 78H99L101 81H95V82H92V87H89V86H91V85H88V83H90V77L87 75V73H86V77H89L88 78V80H89V82H87V80H85L86 81V83H84V80L83 81H81V82H83L84 84L83 85H87L88 86V89H86V90H81L82 92L79 94V92H80V88L79 89H77L78 87H77V84H76V86L74 85V87H77L76 89L77 90H79V92H78V94H79V96H78V94H74L73 96H75V95H77V100L75 101V98L76 97H73V96H71V94H70V96L69 95H65V96H62V97H55L54 98V100H53V102L51 103V110L49 111V113H50V115L52 116V118H51V120H49L50 122H49V125H48V123H46L47 122V120H44V121H46L45 122V127H46V132L44 131H42V129L40 130L41 132H40V136H41V134H43V135H45V138H44V140L45 141H43V143L45 144V149H44V146L42 147V150H45V152L43 153V152H41V153H43V155H41V157H39V156H37V157H34V155H31V153L29 152V148H30V141H32L33 139H32V137H31V139L30 140H28V138L26 137V135L23 133V134H21V137L20 136H16V135H13V134H17V133H19L20 132V129H18L19 127H21L22 125L21 124H19L17 121H19V122H22V121H20V119L21 118H18V115H19V112H17L16 114H13L12 116H14V117H17L16 119H18V120H16V119H14V117H13V119L15 120V123L14 124H16V123H18V124H16L15 125V128L13 129L14 131L13 132H15V133H13L12 132V129L8 132V134L7 135H5V133H1L0 134V155H1V157H2V160H9V161H11V162H17V164H19V165H23V163L24 162H22V161H26V160H29L30 159V157L33 159V161H31L34 165H39V163H38V161L37 160H41V159H43V160H45V166L48 168V167H50V166H53V165H55V166H61V163L65 160V159H69L70 158V160H71V158L73 159V161L75 162L74 163V165H75V167H76V169H77V167L78 168H80L79 166L81 165V169H82V167L83 166H85V167H87V168H89L88 170L90 171V169H91V171L92 172H90L89 174H90V176H89V174H88V176L90 177V179L89 178H87V173L89 172H87V169H86V171H85V173L83 172V173H81V174H83V181H84V179L86 178V180H85V182H83L82 181V178L80 179V180H76V179H78V178H76L75 179V181H77V182H79V183H77L78 184V187H77V185H76V187L77 188H80V184H82V183H84V185H81L82 187H81V189L83 188H85L86 186H88V187H86L88 190H85V191H91V192H93V190H97V188L96 187H98L97 186V181H99L100 180V175H102V174H104L103 172H106L105 170H108L109 171V167H111V166H114V165H112V163H115V166H118L120 169H121V176H123V178H126L127 176H126V174H127V172H128V170H129V168H130V165H132V158H130V153H131V148H132V141H134L133 140V137H134V139H135V137L137 136V134L136 135H134L133 134V128H135V126L139 123V113L137 112L138 110H139V108H141V104H142V102H140L139 101V93H137V90L141 87V85L142 84H147V83H145L144 82V80H146V79H148L149 78V74H151V70L149 69V68H147ZM168 69V68H167ZM181 69H182V71H186L187 72V70L186 69H184V67L182 68L181 67ZM180 69V70H181ZM109 70V72H111ZM125 70L124 71H122V72H124L125 74H126V72H127V70H128V67H127V70H126V72H125ZM130 70H128V74H126V75H128L129 76V71ZM156 70H158L157 69V67H156V69H155V71ZM175 70H177V71H175ZM91 71H92V69H91ZM116 71V72H115ZM166 71V70H165ZM174 71H175V76H174ZM184 71V72H185ZM52 72V71H51ZM93 72V71H92ZM108 72V71H107ZM131 72V73H132ZM152 72H154L153 70H152ZM158 72H161L160 70L158 71ZM164 72V71H163ZM168 72H170L171 73V71L169 70ZM176 72H178L177 73V75H176ZM182 73V72H181ZM9 74V73H8ZM59 74V73H58ZM57 74V75H58ZM76 74H78V73H76ZM107 73H105V75H106ZM121 75L120 76H125L123 73H120ZM137 74V76L139 75L138 74V72L136 73ZM136 74H133L132 73V75H136ZM156 74V73H155ZM158 74V73H157ZM165 74H166V72H165ZM180 74V73H179ZM32 75V74H31ZM161 75H162V72H161ZM161 75L160 74H158V76H160V78H162L161 77ZM169 74H167V75H165L166 76V78H167V76H168ZM182 74H180V75H178L177 77H179V76H181ZM59 76V75H58ZM122 76V77H123ZM131 76V75H130ZM151 76H153L152 74H151ZM157 76V77H158ZM164 75H163V77H165ZM170 76V75H169ZM183 76V75H182ZM185 76V75H184ZM56 77V76H55ZM83 77V76H82ZM113 77H115V76H113ZM147 77V78H146ZM157 77H156V81H159L160 80V78H159V80H157ZM170 77H172V76H170ZM170 77H168V79L170 78ZM42 78V77H41ZM136 78H137V80H136ZM145 78V79H144ZM153 78H155V77H153ZM182 78V80H183V78L184 77H181ZM180 77L178 78V79H181ZM82 79V78H81ZM134 79V80H133ZM163 79L164 78H162V81H163ZM176 79V78H175ZM67 80V79H66ZM98 80V79H97ZM133 80V81H132ZM149 80H151L150 78H149ZM154 80V79H153ZM153 80H151V81H153ZM155 80H154V82H155ZM165 80V79H164ZM92 81V80H91ZM135 81V82H134ZM148 81V80H147ZM166 81H167V79H166ZM173 81H174V79H173ZM176 81V80H175ZM186 81H188V80H186ZM97 82H98V84H97ZM170 82H172V81H170ZM169 82V83H170ZM181 82V81H180ZM27 83V82H26ZM30 83H32L31 81H30ZM95 85H94V84ZM150 83V82H149ZM148 83V84H149ZM160 83H162V82H160ZM165 83H167V82H165ZM168 83V84H169ZM174 83V82H173ZM4 84V83H3ZM97 84V85H96ZM153 84H155V83H153ZM163 84V83H162ZM24 85V84H23ZM82 85V84H81ZM150 85V84H149ZM158 85V84H157ZM18 86V85H17ZM22 85H20V87H21ZM78 86H79V83H78ZM148 86V85H147ZM156 86V85H155ZM161 86V85H160ZM162 86H164V84L162 85ZM28 87V86H27ZM39 87H41V86H39ZM81 87V86H80ZM86 87V86H85ZM16 88V87H15ZM72 88H73V86H72ZM84 88V87H83ZM13 89V88H12ZM32 89V88H31ZM75 88H74V90H76ZM81 89H82V87H81ZM7 90V89H6ZM141 90V89H140ZM11 91V90H10ZM17 91V90H16ZM24 91V90H23ZM69 91V90H68ZM146 91V90H145ZM60 92V91H59ZM76 92V91H75ZM74 92V93H75ZM21 93V92H20ZM30 94V93H29ZM33 94H36V93H33ZM22 95V94H21ZM2 96H3V94H2ZM1 96V97H2ZM14 96V95H13ZM12 96V97H13ZM162 96H166V93L165 92H163L162 93ZM0 97V98H1ZM27 97V96H26ZM29 98V97H28ZM31 98V97H30ZM29 98V99H30ZM40 98H42V97H40ZM74 98V99H73ZM18 99V98H17ZM23 100L25 99V98H22ZM72 99V100H71ZM164 101L166 100L164 97L162 98ZM8 100V99H7ZM22 100V101H23ZM28 100V99H27ZM3 101V100H2ZM1 101V102H2ZM24 101H26V100H24ZM24 101H23V103H24ZM167 101V100H166ZM13 103V105L11 106L12 108L14 107V102H17L16 103V106H17V104L19 103L18 102V100H13L12 101ZM22 102H21V104H23ZM74 103V104H73ZM176 104H178L179 106H176V108H179V111H177V110H175V114H176V116L178 115H181V110H182V108H180L181 107V101L179 100V102L178 103H176ZM8 107V106H7ZM10 107V106H9ZM15 108V107H14ZM10 109L11 108H9V112H7L8 113V115L7 116H10L11 114H10ZM6 110H8V109H6ZM153 110V109H152ZM11 111H12V109H11ZM5 112V113H6ZM13 112H15V111H13ZM151 112V111H150ZM4 113V114H5ZM41 113H43V111L41 112ZM10 114V115H9ZM21 114V113H20ZM25 114H27V113H25ZM25 114H24V116H25ZM44 114V113H43ZM161 114V113H160ZM166 114V113H165ZM22 115V114H21ZM21 115H19V117H21ZM40 115V114H39ZM49 115V116H50ZM6 115H4V118H6L5 117ZM12 116H10V118L12 117ZM27 116V115H26ZM40 116H43L42 114L40 115ZM166 116H167V114H166ZM22 117H23V115H22ZM188 117V116H187ZM191 117V116H190ZM27 118V117H26ZM26 118H24L23 120H26ZM7 119V118H6ZM166 119H167V117H166ZM165 119V120H166ZM181 119V118H180ZM4 120V119H3ZM2 120V121H3ZM13 120V121H14ZM8 122V123H6V122ZM4 122H2V124H1V122H0V125H2V128H5V130H3L4 132L7 130L6 128H11L13 125V123H12V119H10V124L12 125H10L9 124V120H5ZM41 121V120H40ZM167 121V120H166ZM178 121V120H177ZM176 121V122H177ZM182 121V120H181ZM183 122H184V120H183ZM4 123H6V124H4ZM23 123H24V121H23ZM39 123V122H38ZM182 123V122H181ZM225 123V122H224ZM4 124V125H3ZM9 124V125H8ZM184 124H185V122H184ZM191 124V123H190ZM176 125V124H175ZM186 125V124H185ZM193 125V124H192ZM192 125H190V126H192ZM177 126V125H176ZM25 127H28L27 125H25ZM44 127V128H45ZM226 127V123H225V125L223 126V128H225ZM9 128V129H10ZM22 129H23V127H22ZM24 129H27L28 130V128H24ZM23 129V130H24ZM32 129V128H31ZM1 130V129H0ZM45 130V129H44ZM181 130V129H180ZM28 131H30V130H28ZM39 132V131H38ZM43 132V133H42ZM21 133H22V130H21ZM31 133H32V131H31ZM37 134V133H36ZM132 134H133V137H132ZM18 135V134H17ZM24 135V136H23ZM23 136V137H22ZM37 137V136H36ZM227 138V139H226ZM222 140V141H223ZM6 144V145H5ZM42 146V145H41ZM37 146H35L34 148H36ZM26 148V149H25ZM40 148V147H39ZM39 148H37V150L39 149ZM41 149V148H40ZM26 150H28V151H26ZM35 151H36V149H34ZM35 151H34V153H35ZM101 157V158H100ZM100 158V159H99ZM31 159V160H32ZM92 159H95L94 161L92 160ZM101 160L100 162H99V160ZM96 160H98L97 162L98 163H95L96 162ZM228 161V160H227ZM230 161V160H229ZM29 162H30V160H29ZM28 162V163H29ZM92 162H94V163H92ZM3 163H4V161H3ZM27 163V162H26ZM25 163V164H26ZM32 163H30V164H32ZM66 163V162H65ZM0 164H1V162H0ZM41 165H42V163H40ZM67 164V163H66ZM70 164V163H69ZM69 164L68 165H66V166H68L69 168H71L70 166H69ZM225 164V163H224ZM28 165V164H27ZM37 165V166H38ZM73 165V164H72ZM83 165V166H82ZM89 165H91V166H89ZM92 165H96V166H94V167H92ZM230 165H232L231 163H230ZM229 165V166H230ZM54 166V167H55ZM98 166V167H97ZM7 167V166H6ZM27 167V166H26ZM32 167V166H31ZM36 167V166H35ZM53 167V168H54ZM58 167H56V168H58ZM73 167V166H72ZM102 169V170H100V168ZM227 167V166H226ZM232 167H233V165H232ZM0 168H1V165H0ZM21 168V167H20ZM39 168V167H38ZM42 168V167H41ZM52 168V169H53ZM56 168H54L55 170H56ZM93 168H95V169H93ZM96 168H97V171H100V172H102V174L100 173V175H99V173L98 172H96ZM98 168H99V170H98ZM107 168V169H106ZM112 168V167H111ZM24 169H25V167H24ZM36 169H37V167H36ZM45 169V168H44ZM54 169H53V171H54ZM73 169V168H72ZM81 169H77V170H79V171H81ZM113 169V168H112ZM10 170V169H9ZM32 169L30 168V170H29V172L31 171ZM69 170V169H68ZM95 170V171H94ZM12 171V170H11ZM22 171V173H23V169L21 170ZM20 171V172H21ZM35 171V170H34ZM34 171H32V172H34ZM63 171V170H62ZM61 171V172H62ZM28 172V173H29ZM39 173H40V171H38ZM52 172V171H51ZM50 172V173H51ZM61 172L59 171V172H57V174L58 173H60L61 174ZM72 172V171H71ZM70 172V173H71ZM82 172V171H81ZM247 172V173H248ZM5 174H6V172H4ZM22 173L20 174V175H22ZM27 173V174H28ZM67 173H69V172H67ZM74 173V172H73ZM73 173H71V175L73 174ZM77 173L78 172H75L74 173V175L76 174L77 175ZM92 173V174H91ZM95 173L97 174V177H96V175H95ZM107 173V172H106ZM109 173H110V171H109ZM108 173V174H109ZM112 173V172H111ZM252 173H255L256 174V177L255 178H253V176H251L252 175ZM8 174V173H7ZM31 174V172L29 173V175ZM37 174V173H36ZM85 174V175H84ZM26 175V174H25ZM33 175V174H32ZM44 175V174H43ZM78 175H80V172L78 173ZM93 175H95V178H94V176ZM5 176V175H4ZM18 176H19V174H18ZM24 176V175H23ZM22 176V177H23ZM36 176H38V175H35V177ZM45 176V175H44ZM58 176V175H57ZM59 176H61L60 177V179H59ZM58 176V179H59V181L61 180V179H64V176L61 174V175H59ZM70 176V175H69ZM84 176H85V178H84ZM100 178H99V177ZM103 176V175H102ZM109 176V175H108ZM108 176H107V178H108ZM112 176V175H111ZM126 176V177H125ZM242 176V175H241ZM245 176V175H244ZM7 177H8V175H7ZM27 177H28V175H27ZM63 177V178H62ZM66 177V176H65ZM92 177H93V181H92ZM104 177L105 176H103V179H104ZM240 177V176H239ZM32 178V177H31ZM73 178H75V176H73L72 178H71V176H70V179H73ZM97 178V180H94V179H96ZM99 178V179H98ZM5 179V178H4ZM7 179V178H6ZM23 179H25V176H24V178ZM29 180H31L30 179V176H29ZM53 180L55 181V183L57 182V178L55 179V178H53ZM68 180V178L66 177V181ZM87 180H89V181H87ZM235 180V179H234ZM4 181V180H3ZM71 181V180H70ZM91 181V182H90ZM107 181V180H106ZM124 181H125V179H124ZM27 182H30V181H28L27 180ZM31 182H33V181H31ZM73 183H75L74 181H72ZM87 182V183H86ZM94 182V183H93ZM52 183H54V182H52ZM52 183L50 184V185H48V183L46 184V185H44L46 188L49 186V191H51L52 192V189H53V187H52ZM73 183H71L72 185H73ZM89 184V185H91V187L94 185V187H92L90 190H89V188H90V186L89 185H86V184ZM92 183V184H91ZM99 183H100V181H99ZM7 184V183H6ZM19 184H20V182H19ZM18 184V185H19ZM27 184V183H26ZM25 184V185H26ZM32 184V183H31ZM65 184H68V182L67 183H65ZM96 184V185H95ZM105 184V183H104ZM8 185V184H7ZM11 185V184H10ZM9 185V186H10ZM24 185V186H25ZM28 185L29 184H27V187H28ZM54 185V184H53ZM71 185V186H72ZM75 185L74 186H72V188H70L71 186H69V191H72V190H74L73 192H75L76 190H77V188L75 187ZM86 185V186H85ZM23 186V184L21 185V187H24ZM37 186H38V184H37ZM42 186V185H41ZM41 186H40V188H41ZM57 186V185H56ZM55 186V187H56ZM63 186V185H62ZM104 187H105V185H103ZM123 186H124V183H123ZM21 187H18L19 189H21ZM27 187L26 188H23V190L21 189V191H26V189H27ZM39 187V186H38ZM52 187V188H51ZM66 187V186H65ZM74 187V188H73ZM104 187H100V189H99V192H102L103 191V194L102 195H100L101 193H98V195H97V198L99 199V197L100 196H102V198H103V195H104ZM248 187V186H247ZM28 188H31V187H28ZM37 188V187H36ZM50 188H51V190H50ZM76 188V189H75ZM95 188V189H94ZM101 188H103L102 190H101ZM18 189V190H19ZM71 189V190H70ZM83 189L82 190H80V191H82L83 192ZM93 189V190H92ZM7 189L5 188L4 190H2V191H5L6 193L8 192H11L12 194H10L9 195V197L12 195L13 196V193L15 192V191H12V190H9V191H6ZM13 190H14V188H13ZM30 190V189H29ZM44 190H46L47 191V189H45L44 187H43V191ZM122 190V189H121ZM20 191V193L18 192V193H16V195L14 194V196H17L16 197V199L19 197L18 195H20L21 193L23 194V197H22V195H20L21 197H19L18 198V200H17V202H20L21 204H22V200H23V198H24V202L23 203H25L26 201H25V198H31V199H33V200H37V198H39V194L43 197V196H45V198L43 197V200L44 199H46L47 200V198H49L48 196L46 197V195L48 194H50L51 195V192L50 193H48L49 191H47V193H45L44 192V195H43V192L42 193H38L37 192V196L38 197H36L35 198V196H33V195H31V193L29 194L30 195V197H29V195H28V193H23V192H21ZM54 191V190H53ZM80 191H77V192H80ZM84 191V192H85ZM94 191V192H95ZM27 192H28V190H27ZM63 192V191H62ZM83 192V193H84ZM4 193V192H3ZM2 193V194H3ZM53 193V192H52ZM64 193V192H63ZM120 193H121V191H120ZM2 194H0V195H2ZM58 194V193H57ZM60 194H61V192H60ZM69 194V193H68ZM78 194V193H77ZM76 194V195H77ZM80 194V193H79ZM89 194V193H88ZM88 194H86L85 193V195H83L82 196V200H83V197L85 198V199H87L88 200V197H91V196H95L97 193H90L89 195H91V196H87ZM53 195V194H52ZM55 195H56V193H55ZM54 195V196H55ZM66 195H67V193H66ZM65 195V197H67V198H65V200H63V198L61 197V198H57L56 197V199L55 200H58L57 202L55 201V200H53L52 199V202L53 201H55L54 203H51V201H50V198H49V205H48V208H49V211L47 212L48 213V215L50 216H48L47 214H46V211L45 212H37V213H34V212H32L33 214H38L39 213V215H41L42 213H44V214H42V216L44 215L45 217H42V216H38V218L40 217H42L43 218V220H46L47 219V216H48V219L46 220L47 222H50L51 221V217L54 219L55 217H53V215H54V213H55V215L54 216H56V220L54 219V221H59V219H58V217H59V212L57 211V210H61V209H63L64 210V206H66V205H70V204H72V205H74L75 207L72 209V207L73 206H67L68 208H66V211H67V213H66V211L64 210V212L67 214H64L63 212V214L62 215H66L65 216V218L67 219L68 218V214L70 213V209H72L71 211V213H73V212H77V210H78V208H79V210H80V208L82 207V204L81 205H77L78 206V208L76 207V203L77 202H80L81 201V199H80V197L77 195V197H75L76 195H73L72 194V197L70 196L71 194H69V196L67 195L66 196ZM100 195V196H99ZM7 196H8V194H7ZM26 196V197H25ZM63 196V195H62ZM99 196V197H98ZM7 198V199H9V201H10V198ZM33 197V198H32ZM68 197H69V199H68ZM79 197V199H80V201H79V199L77 200V198ZM4 199H6V197H3ZM20 198H22L21 200H20ZM27 198V199H28ZM94 198V197H93ZM96 198V196H95V199H97ZM2 199V196H0V203L3 201V199ZM28 199V200H29ZM71 199V200H70ZM90 200H91V198H89ZM94 199V201H92L93 202V204L95 203V200ZM63 200V202H65V203H67V204H63L62 203V205L61 204H59V203H61V201ZM73 200H75L74 202H76V200H77V202L74 204V202H73ZM68 201V202H67ZM69 201H71L72 203H69ZM84 201V200H83ZM86 201V200H85ZM84 201V202H85ZM98 201V200H97ZM96 201V202H97ZM89 202V201H88ZM243 202V201H242ZM4 203V205H1V206H4L3 208L5 209L6 207L9 209V206H14L15 205V203L16 202H14V204H13V202L9 205V206H5V204H7V203H5V202H3ZM10 203V202H9ZM60 205L59 207H60V209H56V210H53V214H51L50 215V213H52V212H50V209L52 208V207H54V206H56V208H57V205ZM81 203V202H80ZM2 204V203H1ZM26 204H27V202H26ZM87 204H91L90 202L89 203H87ZM93 204H91V205H93ZM23 205V204H22ZM50 205L52 206L51 208H50ZM256 205H254L255 207H256ZM263 205V204H262ZM16 206V205H15ZM27 206V205H26ZM81 206V207H80ZM250 206V205H249ZM253 206V205H252ZM252 206H250L251 208H252ZM254 206H253V210L255 209L254 208ZM261 206V205H260ZM19 208L17 209V207H14V210H16L17 209V212H19L20 210L21 211H23L22 209H23V207L24 206H22V209L20 208V206H18ZM31 207V206H30ZM84 207H86V205L84 206V204H83V207H82V209L84 210ZM89 207H91L90 205H89ZM1 208V207H0ZM12 208V207H11ZM39 208L41 209V205L39 206ZM47 208V206L45 207V208H42V211H43V209H46ZM48 208H47V210H48ZM55 208V207H54ZM75 208H77V209H75ZM86 208H88V205H87V207ZM85 208V209H86ZM93 207H91V209H92ZM264 208V207H263ZM3 209V210H4ZM90 209V208H89ZM88 209V215H90L89 214V211H92V210H89ZM257 209V208H256ZM2 210V211H3ZM13 210V209H12ZM13 210V211H14ZM29 209H27V214H28V211ZM75 210V211H74ZM36 211H38L37 210V208H36ZM55 211V212H54ZM56 211H57V213H56ZM9 212V211H8ZM11 212V211H10ZM15 212V211H14ZM14 212H11V213H13V215H14ZM69 212V213H68ZM82 212V211H81ZM261 212V211H260ZM259 212V213H260ZM19 213H21V215L19 214ZM19 213H17V215L20 217V216H23L22 215V212H19ZM26 213V212H25ZM25 213H23V214H25ZM41 213V214H40ZM61 213V212H60ZM85 213H86V211H85ZM250 213V212H249ZM254 213V212H253ZM16 214V213H15ZM32 214V215H33ZM76 214V213H75ZM75 214H74V216H73V218H75L76 216H75ZM87 214V213H86ZM261 214V213H260ZM7 215H10V213L8 214L7 213ZM32 215L30 216V219H31V217H32ZM57 215H58V217H57ZM71 215V214H70ZM88 215H86V217L88 216ZM253 215V214H252ZM29 216V215H28ZM27 215L25 216V219H27V217H28ZM64 216H61V217H63L64 218ZM255 216H257V215H255ZM254 216V217H255ZM262 216V215H261ZM19 217H17L18 218V220L20 219V221L22 222L23 220H25L24 218H23V220L21 219V218H19ZM33 217H34V220H36V218H35V216L33 215ZM36 217H37V215H36ZM85 217V218H86ZM253 216H252V219L254 218ZM7 218V217H6ZM5 217L3 218L4 220H6L7 222H8V220L6 219ZM44 218H46V219H44ZM3 219H1L2 221H3ZM53 219H52V222H53ZM58 219V220H57ZM87 219V218H86ZM15 220H17L16 218H15ZM82 220H84V219H82ZM254 220H255V218H254ZM257 220V219H256ZM27 221H29V219H27V220H25V221H23L24 222V224H23V222L21 223V224H19V223H17L16 225L19 227V226H21V228L25 225V222H26V225L28 224V222ZM39 221H41L40 219H39ZM60 221H65V220H63V219H60ZM59 221V222H60ZM6 222V223H7ZM12 222V221H11ZM11 222H9V224L11 223ZM14 222L16 223V221H13V224L11 223V225L9 226V224L7 225H5L4 223H5V221H3V224H4V227H0V232H2L3 230H1V229H4V228H6L5 226H8V227H12L13 225H14ZM17 222H19V221H17ZM42 222V221H41ZM225 222H226V220H225ZM254 222H256L257 223V221H254ZM0 223L2 224V222L0 221ZM35 223V222H34ZM43 228L42 229H45L46 227H47V225H50L51 224V222H50V224H47L45 221H43ZM45 223H46V225H45ZM57 224H59L58 222H56ZM63 223V222H62ZM62 223H60V224H62ZM83 223V222H82ZM81 223V224H82ZM229 223V222H228ZM231 223V222H230ZM253 223V222H252ZM52 224H54V223H52ZM239 224V223H238ZM247 224V223H246ZM39 225V224H38ZM77 225H80L79 224V222H78V224ZM240 225H241V223H240ZM252 225V224H251ZM257 224H253L252 226H254V227H256L258 230L260 229V227L258 228L257 226H259V225H257ZM260 225H261V223H260ZM2 226V225H1ZM45 226V227H44ZM239 226V225H238ZM39 227H41V226H39ZM77 227V226H76ZM224 227V226H223ZM253 227V228H254ZM13 228H17L16 226H14ZM26 228V227H25ZM33 228V227H32ZM49 228H51V226L49 227ZM78 228V227H77ZM77 228H74L73 229V227H72V229H73V232L72 233H74V231H75V229H77ZM229 228H230V226H229ZM252 228V227H251ZM256 228H254V234L252 233H250L251 235H253L254 236V238H252V237H249V236H247V238L245 239V237H243V235H242V238H240L243 242L241 243L242 244V246H243V249L244 250H241V248H240V246H241V244H239L240 246H238V244L236 243V246L235 245H233L234 247H233V250L231 249V250H228V251H225L226 253H228V254H225L224 253V256H223V258H225V261L224 262H226V260L230 257H228V255H231V253H235V249H236V252H237V255H236V253H235V256H234V254H232L233 255V257H230L231 259H228L227 260V263H228V261L230 260H232V263L231 264H235L234 263V261H233V259L234 258H236V259H240V264H244L243 262H242V260L244 261H247L246 262V264H254V263H256V264H261L262 262H260L262 259H264V254H263V252H264V233H263V231L262 230H259V231H262L261 233H263L262 235H261V233L259 234V232H258V234L261 236H258V234H256V237L258 236V238H256L255 239V233H256ZM263 228H264V226H263ZM24 229V228H23ZM72 229H71V231H72ZM245 229V228H244ZM262 229V228H261ZM13 230V229H12ZM16 230V229H15ZM15 230H13V231H15ZM32 229H30L29 231H28V228H26V230H24V232L26 231V234L28 233L29 234V232L31 231ZM226 230V229H225ZM229 230V229H228ZM237 230V229H236ZM11 231V230H10ZM12 231V232H13ZM71 231H69L70 233H71ZM245 231V230H244ZM243 231V232H244ZM5 232L6 231H4V232H2V233H4L5 234ZM32 232H33V230H32ZM31 232V233H32ZM68 231H66V233H67ZM232 232H234V231H232ZM242 232V231H241ZM250 232V231H249ZM252 232V231H251ZM2 233L0 234L1 236H2ZM18 233V232H17ZM20 233H21V231H20ZM60 233H64V232H59V234ZM211 233V232H210ZM9 234H10V232H9ZM13 234L15 235V238L13 237V240L15 239V242L17 243V245L18 244H20V242L21 241H23V238H24V236L26 235L25 233H23L22 232V235H24L23 236V238H21L20 239V241L19 242H17V240H19V238H20V235H18V234H16L15 232H13ZM13 234L12 235H9L8 236V239L10 240V243L8 242V241H5V240H8L6 237L4 238L3 237V239L2 240H4L3 242H7V244H9L10 245V247H12V246H14L12 243H11V241H12V236H13ZM28 234L26 235V237L28 236ZM35 234V232L33 233V235ZM229 234V233H228ZM238 234H240V233H238ZM238 234H237V236H238ZM243 234V233H242ZM38 235V234H37ZM62 235H64V234H61V236H59V237H57V238H62ZM67 235H69L70 236V234H67ZM210 235H212V233L210 234ZM249 235V234H248ZM250 235V236H251ZM11 236V237H10ZM17 236V237H16ZM32 236V235H31ZM39 236V235H38ZM66 236V235H65ZM68 236V237H69ZM225 236H227V235H225ZM228 236H230V235H228ZM244 236H246V234H244ZM19 237V238H18ZM46 237V236H45ZM223 237H224V235H223ZM231 237V236H230ZM239 237H240V235H239ZM248 237L249 238H252V239H250V241H248L249 239H248ZM57 238H54V240L53 241H55V240H57ZM70 238V237H69ZM229 238V237H228ZM243 238L245 239V241L246 242H248V243H246L244 240H243ZM25 239V238H24ZM26 239H28V238H26ZM65 239V237H63V240ZM221 240V239H220ZM224 240H226V239H224ZM240 240V241H241ZM252 240V241H251ZM52 241V240H51ZM60 240H58V242H59ZM62 241V240H61ZM12 242H14V241H12ZM48 242V241H47ZM50 242V241H49ZM223 242V241H222ZM233 242V241H232ZM5 243H1L0 245H2V247L3 248H1V246H0V248L2 249H0L1 250V253H2V251H3V249H7L8 248V246L5 244ZM52 243V242H51ZM56 243H57V241H56ZM15 244V243H14ZM23 244V243H22ZM21 244V245H22ZM235 244V243H234ZM3 245H5V247H7V248H5ZM12 245V246H11ZM45 245H48L47 243L45 244ZM231 245V244H230ZM43 246V245H42ZM218 246V245H217ZM232 246V245H231ZM195 247V246H194ZM197 247V246H196ZM200 247V246H199ZM198 247V248H199ZM223 247V246H222ZM228 247V246H227ZM14 248V247H13ZM19 248V247H18ZM52 248V247H51ZM240 248V249H239ZM43 249V248H42ZM194 249H196V248H193V250ZM10 250H12V249H10ZM9 250V251H10ZM17 250V249H16ZM34 250V249H33ZM52 250V249H51ZM207 250H208V248H207ZM242 251V253H241V251ZM230 251V252H229ZM232 251H234V252H232ZM39 252V251H38ZM193 252V251H192ZM224 252V251H223ZM0 253V254H1ZM187 252H185V254H186ZM200 253H202V251H200ZM257 253H259V254H263L262 256H261V258H259V256H257ZM25 254H27V253H25ZM29 254V253H28ZM82 254V253H81ZM14 255H16V254H14ZM213 255V254H212ZM231 255V256H232ZM187 256H188V254H187ZM187 256H185V257H187ZM217 256V255H216ZM220 256V255H219ZM238 256V257H237ZM241 256V257H240ZM184 257V258H185ZM192 257V256H191ZM190 257V258H191ZM258 257V258H257ZM43 258H45V257H43ZM43 258H42V260H43ZM76 258V257H75ZM74 258V259H75ZM196 258V257H195ZM207 258V257H206ZM218 258H220V257H218L217 256V258L216 259H218ZM248 258H252V260L250 261ZM47 259V258H46ZM46 259H44L45 261H46ZM73 259V260H74ZM101 260H103L102 258H100ZM106 259V258H105ZM187 259H188V257H187ZM192 259V258H191ZM190 259V260H191ZM221 259H222V257H221ZM254 259H256V260H254ZM260 261H259V260ZM186 260V259H185ZM194 260V259H193ZM201 260V259H200ZM199 259H197L196 261H198V264H201V262H199L200 261ZM222 260H224V259H222ZM238 260L236 261V263L238 262ZM254 260V261H253ZM44 261V262H45ZM187 261V260H186ZM244 261V262H245ZM257 261H258V263H257ZM262 261H264V260H262ZM32 262V261H31ZM68 262V261H67ZM75 262H76V260H75ZM238 262V263H239ZM242 262V263H241ZM254 262V263H253ZM3 263H4V261H3ZM25 263V262H24ZM66 263V260L65 259H63V262H58V261H54V264H65ZM189 264V260H188V262H186L185 263V261H184V264ZM196 263V262H195ZM204 263H206L205 261L203 262V260H202V264H204ZM226 263V264H227ZM237 263V264H238ZM29 264H34L33 262L32 263H29ZM44 264V263H43ZM169 264H181L180 263V261H177V260H175V261H172L171 263H169ZM222 264V263H221ZM225 264V263H224ZM229 264H230V262H229ZM262 264H264V263H262Z\"/></svg>",
  "mask_w": 264,
  "mask_h": 264
},
{
  "label": "crops",
  "instance_id": "3",
  "mask_svg": "<svg viewBox=\"0 0 264 264\" xmlns=\"http://www.w3.org/2000/svg\"><path fill=\"white\" fill-rule=\"evenodd\" d=\"M89 235H91V233H89ZM109 235V234H108ZM95 236V237H94ZM98 236V237H97ZM110 236V235H109ZM126 239V238H124ZM128 239V238H127ZM113 239H111L110 237H107L106 235V232H102L100 231V229L95 232L93 234V238L92 237H88L87 239V247L92 245L93 248H97V249H100V248H103V250H105L103 257H106L107 259H105L106 261H108L109 263H118V264H138L137 262V259H138V253H137V241L135 240H126L124 241L123 243H119L121 240L123 239H120V240H114L112 241ZM86 245V244H85ZM118 246H122L123 249H125L126 251L123 253L124 255V259L121 258H114L113 260H111V253H114L113 251H111L112 249L113 250H116L118 249ZM79 249V247H78ZM107 251V252H106ZM96 253V252H95ZM94 253V255H95ZM107 253V255H106ZM110 257V259H109ZM136 257V258H135ZM97 258V257H96ZM135 258V260H134ZM74 258L72 257V259H70L69 262L65 263V264H79V258ZM76 260V262H75ZM96 259L94 258L93 259V262L95 261ZM44 264H54V261H51L49 259H46L45 263Z\"/></svg>",
  "mask_w": 264,
  "mask_h": 264
}]
</instances>
